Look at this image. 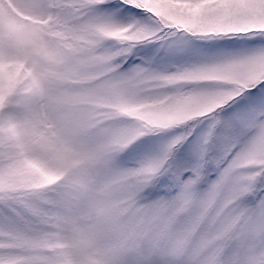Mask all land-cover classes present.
Here are the masks:
<instances>
[{"label": "snow or ice", "instance_id": "1", "mask_svg": "<svg viewBox=\"0 0 264 264\" xmlns=\"http://www.w3.org/2000/svg\"><path fill=\"white\" fill-rule=\"evenodd\" d=\"M0 264H264V0H0Z\"/></svg>", "mask_w": 264, "mask_h": 264}]
</instances>
